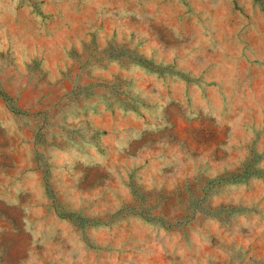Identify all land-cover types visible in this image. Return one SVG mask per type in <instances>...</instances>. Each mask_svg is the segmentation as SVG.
I'll return each mask as SVG.
<instances>
[{
	"label": "rangeland",
	"instance_id": "obj_1",
	"mask_svg": "<svg viewBox=\"0 0 264 264\" xmlns=\"http://www.w3.org/2000/svg\"><path fill=\"white\" fill-rule=\"evenodd\" d=\"M0 264H264V0H0Z\"/></svg>",
	"mask_w": 264,
	"mask_h": 264
}]
</instances>
